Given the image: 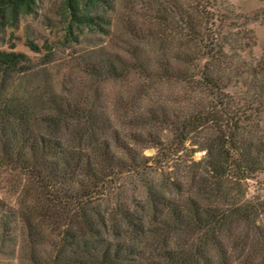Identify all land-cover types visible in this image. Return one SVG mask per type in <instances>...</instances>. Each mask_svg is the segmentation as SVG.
Returning <instances> with one entry per match:
<instances>
[{"label":"trees","instance_id":"trees-1","mask_svg":"<svg viewBox=\"0 0 264 264\" xmlns=\"http://www.w3.org/2000/svg\"><path fill=\"white\" fill-rule=\"evenodd\" d=\"M58 1L68 37L84 26L105 30L98 11L110 0ZM36 2L0 0V26L31 13ZM128 3L144 9L131 10L128 39L112 49L100 47L87 70L102 81L128 80L135 95L125 108L133 107L137 96L167 86L172 97L162 95L128 123L164 126L172 132L168 148L187 140L199 143L206 177L198 195L226 200L229 174L246 178L264 171V54H253V31L237 23L242 15L207 12L190 0ZM29 46L38 50L33 42ZM30 63L22 51L0 49V182L17 181L20 187L14 204L0 198V247L20 237L30 264H128L135 248L122 241L123 226L133 232L137 218L122 202L115 207L106 202L113 175L144 171L145 157L89 96L54 92L37 109L34 101L12 92L7 78ZM131 136L136 144L145 139L140 133ZM148 136L153 146L163 145L159 135ZM144 182L150 208L166 212L170 231L202 233L190 253L169 254L173 264L206 262L203 248L208 242L219 245V231L233 222H253L264 210V202L224 207L190 198L180 203L152 180Z\"/></svg>","mask_w":264,"mask_h":264},{"label":"rangeland","instance_id":"rangeland-1","mask_svg":"<svg viewBox=\"0 0 264 264\" xmlns=\"http://www.w3.org/2000/svg\"><path fill=\"white\" fill-rule=\"evenodd\" d=\"M190 1L194 7L197 5L207 12L226 13L232 17L242 15L237 23H245L243 26L253 31L256 39L253 54L257 57L264 54V0ZM140 6L138 4L135 10L129 7L128 0H110L109 5L105 4L98 11L103 17L99 21L105 27L104 31L99 30L100 26H84L75 28L70 38L59 13L60 2L37 0L31 13L20 15L14 24L6 22L0 26V49L22 51L31 59L26 71L7 78L6 83L12 92L34 101L37 109L54 92L68 97L89 96L108 115L122 136L145 157L147 166L142 171L144 173L124 171L113 175V189L106 203L115 207L122 202L137 218L135 221L139 227H135L133 232L131 226H123L122 241L135 248L128 264H173L169 254L190 253L194 246L200 244L202 233L179 228L170 231L169 223L164 224L166 212L154 211L147 202L144 178L152 180L157 188L180 203L196 198L201 205L220 203L229 207L232 202H264V171L246 178H238L231 173L224 178L228 192L226 200L221 197L203 198L198 195V187L206 177L205 150L201 145L187 140L168 148L166 144H170L172 132L164 126L134 128L128 123L133 114L143 111L163 96L167 98L165 94L172 97L167 86H159L149 95L137 96L136 104L125 108L124 102L135 95L128 80L102 81L89 73L87 61L94 52L100 47L112 49L128 39L127 27L134 23L131 10L143 12ZM30 42L36 44L38 50L31 49ZM169 106L173 107L174 102ZM131 132L140 133L145 139L136 144ZM148 132L159 135L163 145L153 146L146 139ZM172 181L179 185L173 186L169 183ZM19 192L17 181L0 182V198L14 204ZM261 234H264V210L253 222L243 220L224 227L218 233L219 245L208 242L203 248L208 260L205 262L199 258L188 264H263L259 248ZM0 264H30L20 237L14 243L0 247Z\"/></svg>","mask_w":264,"mask_h":264}]
</instances>
